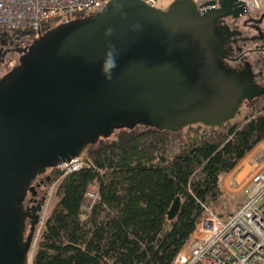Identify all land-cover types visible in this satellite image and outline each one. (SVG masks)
<instances>
[{
	"label": "water",
	"instance_id": "1",
	"mask_svg": "<svg viewBox=\"0 0 264 264\" xmlns=\"http://www.w3.org/2000/svg\"><path fill=\"white\" fill-rule=\"evenodd\" d=\"M235 1L201 12L194 0L166 8L111 0L27 46L0 81V264H32L40 218L33 215L43 207L26 208L23 200L37 194L33 183L48 168L84 155L116 129L178 132L238 115L244 97L216 72L213 54L204 53L209 21L241 14ZM109 51L116 60L110 77L102 71ZM181 202L178 196L170 219Z\"/></svg>",
	"mask_w": 264,
	"mask_h": 264
},
{
	"label": "trees",
	"instance_id": "2",
	"mask_svg": "<svg viewBox=\"0 0 264 264\" xmlns=\"http://www.w3.org/2000/svg\"><path fill=\"white\" fill-rule=\"evenodd\" d=\"M0 36L25 38L27 45L34 40L31 31ZM247 106L243 121L192 124L178 132L124 127L91 145L85 155L92 165L57 185L32 264H172L191 242L204 207L224 198L223 176L264 141V98ZM62 174L50 167L40 175L45 197ZM95 184L100 200L85 211L86 193ZM178 196L181 207L170 219Z\"/></svg>",
	"mask_w": 264,
	"mask_h": 264
},
{
	"label": "built area",
	"instance_id": "3",
	"mask_svg": "<svg viewBox=\"0 0 264 264\" xmlns=\"http://www.w3.org/2000/svg\"><path fill=\"white\" fill-rule=\"evenodd\" d=\"M110 1L0 0V34L31 31L35 39L57 22H68L75 16L90 15L105 8ZM143 1L161 8L167 0ZM173 1L168 0V4ZM194 1L201 12L221 6V0ZM211 1L216 3L203 7ZM234 4L233 9L241 8V14L253 17H259L264 9V0H236ZM91 165V159L85 154L58 165L57 168L63 174L53 182L50 192H54L64 176ZM245 192V202L233 214L222 215L211 206H205L191 242L179 252L172 264H264V168L251 175ZM49 193L36 228L38 238L48 218L46 204ZM99 200L100 193L95 184L86 193L84 210L90 211Z\"/></svg>",
	"mask_w": 264,
	"mask_h": 264
},
{
	"label": "flooded vegetation",
	"instance_id": "4",
	"mask_svg": "<svg viewBox=\"0 0 264 264\" xmlns=\"http://www.w3.org/2000/svg\"><path fill=\"white\" fill-rule=\"evenodd\" d=\"M206 33L204 53L213 54L216 72L224 80L232 81L235 93L244 97L241 108L264 98V11L258 18L244 14L214 17L209 21ZM0 40L1 81L19 64L28 45L17 38L0 36ZM33 185L37 194L29 192L23 203L26 208L40 203L43 207L46 180L38 176ZM40 214H34L33 219ZM27 225H30L29 218Z\"/></svg>",
	"mask_w": 264,
	"mask_h": 264
},
{
	"label": "rangeland",
	"instance_id": "5",
	"mask_svg": "<svg viewBox=\"0 0 264 264\" xmlns=\"http://www.w3.org/2000/svg\"><path fill=\"white\" fill-rule=\"evenodd\" d=\"M168 5L169 4H168V0H167L166 2L163 3L161 8L162 7L165 8ZM263 11H264V9L262 10V12ZM75 17H78V16H75ZM18 40L19 41H26L25 38H23V40L18 38ZM247 107L248 106L246 104L241 108V110L238 112V115L235 117L234 121H243L245 119V116L247 113ZM86 157H88L87 154H86ZM240 163H241V166H239V169L233 175V178L230 179V181H229V185H231V187H233V189H235V191H233L234 193L232 194V196H227V198H223L217 204L211 206L213 209L215 208L214 210L218 211L222 215H230V213L231 214L235 213L236 211L239 210V208L245 202L246 195H247L245 192L246 183L249 181L251 175L254 172H257L258 170L264 168V141L259 143ZM246 169H249V171H251V173H250L251 175L249 174L246 179H240V180L237 179L236 180V177L240 174V172L244 171ZM53 182L51 183V185L48 189V193L51 191V188L53 186L52 185ZM56 188H57V186L55 187L54 192H50L48 195L49 201H48V204H46V210H47L48 216L50 214L52 207L54 206V204L57 200ZM38 235L39 234L37 232L36 233L37 240H38ZM36 243H37V241H36ZM36 243H35V245H36Z\"/></svg>",
	"mask_w": 264,
	"mask_h": 264
},
{
	"label": "crops",
	"instance_id": "6",
	"mask_svg": "<svg viewBox=\"0 0 264 264\" xmlns=\"http://www.w3.org/2000/svg\"><path fill=\"white\" fill-rule=\"evenodd\" d=\"M239 166H241V163L233 171H231L227 175L223 176V178H222V189L224 191V198H227V196H232V194L234 193L233 191H235V189H233V187H231V185H229V181H230V179L233 178V175L237 172V170L239 169ZM250 173H251V171H249V169L241 171L240 174L236 177V180L237 179L238 180L246 179Z\"/></svg>",
	"mask_w": 264,
	"mask_h": 264
},
{
	"label": "clouds",
	"instance_id": "7",
	"mask_svg": "<svg viewBox=\"0 0 264 264\" xmlns=\"http://www.w3.org/2000/svg\"><path fill=\"white\" fill-rule=\"evenodd\" d=\"M106 55L107 58L102 66V71L109 73V77H110L111 71L116 67V60L113 57L111 51H109Z\"/></svg>",
	"mask_w": 264,
	"mask_h": 264
},
{
	"label": "bare ground",
	"instance_id": "8",
	"mask_svg": "<svg viewBox=\"0 0 264 264\" xmlns=\"http://www.w3.org/2000/svg\"><path fill=\"white\" fill-rule=\"evenodd\" d=\"M166 4V3H165ZM53 185V184H52ZM47 195V194H46ZM215 209V208H214ZM216 211V210H215ZM227 212V211H226ZM231 214V213H230Z\"/></svg>",
	"mask_w": 264,
	"mask_h": 264
}]
</instances>
